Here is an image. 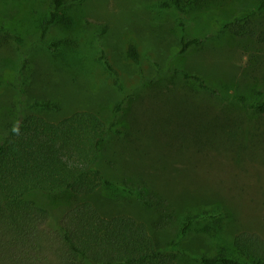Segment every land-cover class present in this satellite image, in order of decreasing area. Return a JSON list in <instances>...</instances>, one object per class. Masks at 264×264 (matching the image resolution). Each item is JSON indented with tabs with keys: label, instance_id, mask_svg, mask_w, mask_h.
Wrapping results in <instances>:
<instances>
[{
	"label": "rangeland",
	"instance_id": "374dc122",
	"mask_svg": "<svg viewBox=\"0 0 264 264\" xmlns=\"http://www.w3.org/2000/svg\"><path fill=\"white\" fill-rule=\"evenodd\" d=\"M161 1L67 0L62 12L69 21L43 35L52 0H0V140L9 123L35 111L34 99L61 103L59 111H35L51 120L88 109L110 121L125 98L123 134L104 145L101 166L115 181L149 183L155 194L145 196H153L154 206L102 187L89 199L103 214L169 222L154 225L161 247L178 238L189 210L226 214L222 242L240 231L264 236V114L248 106L264 99V44L257 37L264 10L234 34L222 32L225 22L253 11L259 0H202L184 14ZM184 29L186 39L204 42L179 55ZM59 38L67 40L61 49L46 47ZM182 70L198 72L212 90ZM234 130H242L241 141L229 138ZM37 197L55 218L76 200ZM181 244L195 254L221 246L196 232Z\"/></svg>",
	"mask_w": 264,
	"mask_h": 264
},
{
	"label": "trees",
	"instance_id": "16d2710c",
	"mask_svg": "<svg viewBox=\"0 0 264 264\" xmlns=\"http://www.w3.org/2000/svg\"><path fill=\"white\" fill-rule=\"evenodd\" d=\"M66 2L52 0L49 16L42 23L43 35L53 24L69 21L62 12ZM200 2L202 0H162L160 5L184 14ZM257 10H264V0H259L253 11L225 22L222 32L241 34L240 30L245 29L243 23ZM185 32L184 29L179 55L204 42L198 36L186 39ZM257 37L264 44V30ZM66 41L59 38L45 45L55 51ZM129 53L137 58L134 44ZM103 63L116 74L107 59ZM182 71L185 78L212 90L198 72ZM116 80L119 83L117 77ZM124 99L116 103L115 115L110 121L88 109L51 120L35 111H59L61 103L34 99L30 107L35 111L9 123L5 137L0 140V264H264L262 234L240 231L222 242L221 232L228 224L224 213L189 210L178 238L161 247L154 225L164 228L169 222L160 219L150 225L127 213L108 216L89 199L99 188L105 187L154 206L153 196H145L152 191L148 182L135 185L115 181L101 166L104 145L114 134H123L119 111ZM248 106L264 114V99L256 98ZM238 132L234 130L229 138L241 141L242 130ZM39 194L55 199L75 196L76 200L68 203L55 218L52 209L38 199ZM195 232L207 234L218 242L221 246L217 252L195 254L182 246L181 241ZM187 254L193 261L186 258Z\"/></svg>",
	"mask_w": 264,
	"mask_h": 264
}]
</instances>
